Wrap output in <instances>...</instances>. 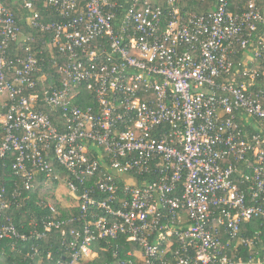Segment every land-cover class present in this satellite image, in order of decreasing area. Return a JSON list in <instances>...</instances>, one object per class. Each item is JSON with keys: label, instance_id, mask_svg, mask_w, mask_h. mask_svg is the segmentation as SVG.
Masks as SVG:
<instances>
[{"label": "built area", "instance_id": "obj_1", "mask_svg": "<svg viewBox=\"0 0 264 264\" xmlns=\"http://www.w3.org/2000/svg\"><path fill=\"white\" fill-rule=\"evenodd\" d=\"M182 1L43 0L59 15L44 21L40 0H0V209L40 175L80 209L47 202L51 214L24 230L0 215V240L59 229L69 252L55 264L118 257L121 238L139 247L122 264H264L239 249L259 234L242 225L264 223V4L193 14ZM24 18L53 34L58 85Z\"/></svg>", "mask_w": 264, "mask_h": 264}, {"label": "trees", "instance_id": "obj_2", "mask_svg": "<svg viewBox=\"0 0 264 264\" xmlns=\"http://www.w3.org/2000/svg\"><path fill=\"white\" fill-rule=\"evenodd\" d=\"M14 0H8L9 3ZM216 0H183L181 3V8L192 12L193 14H201L211 11L215 7ZM264 4L263 0H259ZM239 0H234V6H231V9L236 10V5L242 4ZM164 8L169 6L164 1L161 2ZM15 12L19 15L23 10H19V3L13 4ZM42 13V19L44 21L55 20L59 18L57 12L53 11L52 8H47L43 5V0H40V3L37 5ZM27 14V13H26ZM21 26L26 36L29 37V44H31L36 49H42L46 57V66L45 69L51 72V77L55 78V84H59L60 74L56 67L53 66V61L51 58V52L49 50V42L52 41L53 34L51 32H41L35 27H30L26 23V19H21ZM17 48L21 51V43L12 44V54L17 52ZM23 51V49H22ZM264 66V65H263ZM57 80V81H56ZM54 84V81L48 80V84ZM3 128L0 125V140L2 139ZM10 161H8V166ZM3 173L8 177H13V170L11 167L4 168ZM45 177L40 175L35 182V187L32 189H24L23 197L20 200V205L12 206L5 209H0V215L2 220H5V217H12L19 229H27L31 220L40 222L42 217L48 216L51 214V210L45 204L47 201L54 200V191L55 188L52 186H47L44 181ZM55 185V184H53ZM9 190L12 189V182L8 181ZM54 190V191H53ZM55 201V200H54ZM43 202V204H42ZM56 203V202H55ZM70 210L67 213H62V215H68L69 213L78 214L80 209L78 207H69ZM261 221H252L250 223H244L242 225L243 235L250 237L255 236V231L258 230L259 234L256 235L257 243L253 246H240L241 254L246 257L251 254L253 251H260L259 254L264 255V223L260 224ZM23 224L25 227L23 228ZM80 224H70L67 226L68 233L74 227H79ZM67 237L61 235L59 229H52L49 231L46 236L42 239H34L27 243H22L18 241L17 243L13 240H0V264H55L58 259H63L68 255L69 248L68 242L66 241ZM227 238V237H225ZM121 250H119L118 257H114L113 249H107L104 251H99V256L89 263L86 264H122L120 260L127 258V249L132 248L138 250L139 247L133 242H126L124 238L120 239ZM106 244V243H105ZM35 245L39 247L41 253L39 256L32 259L31 257L26 256L28 251H32V246ZM15 248V249H14ZM51 254V258L48 259L47 255ZM254 254V252L252 253ZM255 255V254H254Z\"/></svg>", "mask_w": 264, "mask_h": 264}, {"label": "rangeland", "instance_id": "obj_3", "mask_svg": "<svg viewBox=\"0 0 264 264\" xmlns=\"http://www.w3.org/2000/svg\"><path fill=\"white\" fill-rule=\"evenodd\" d=\"M25 34V33H24ZM7 95L4 92H0V111L3 109L4 101L6 99ZM50 186L54 187L55 189L58 188V190H53L54 191V200H50L47 202L53 203L55 206H57L58 210L62 213H67L69 207L66 205V201L68 199V191L64 186L61 185H53L51 184ZM56 202V203H55Z\"/></svg>", "mask_w": 264, "mask_h": 264}]
</instances>
